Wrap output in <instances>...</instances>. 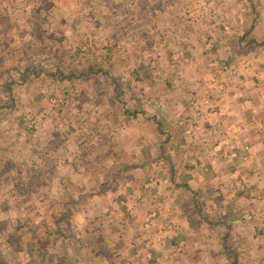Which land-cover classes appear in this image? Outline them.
I'll use <instances>...</instances> for the list:
<instances>
[{"label":"rangeland","instance_id":"obj_1","mask_svg":"<svg viewBox=\"0 0 264 264\" xmlns=\"http://www.w3.org/2000/svg\"><path fill=\"white\" fill-rule=\"evenodd\" d=\"M210 37L222 40L220 49L202 48ZM260 60L264 0H0V219L21 227L23 241L29 227L43 238L61 229L51 236L56 256L49 264H138L132 243H141V217L156 206L153 198L198 206L190 191L178 196L174 188L198 159L215 156L208 146L219 134L203 131L201 94L235 93L232 86L244 78L237 73L232 83V72L245 71L249 61L264 71ZM226 145L236 153L235 143ZM61 158L76 160L62 170L75 179H45L44 168ZM236 165L240 175L248 169ZM238 179L228 187L209 178V189L227 191L199 202L220 203L240 217L264 208L258 181L247 186ZM144 184L148 190L139 191ZM139 196L145 201L130 209ZM122 198L131 211L114 204ZM129 218L132 226L121 235L109 222L121 226ZM215 219L213 212L208 220ZM3 230L0 264H19L20 237ZM77 234L96 245L76 250ZM144 235L150 239L151 231ZM111 236L116 245L109 249Z\"/></svg>","mask_w":264,"mask_h":264},{"label":"crops","instance_id":"obj_2","mask_svg":"<svg viewBox=\"0 0 264 264\" xmlns=\"http://www.w3.org/2000/svg\"><path fill=\"white\" fill-rule=\"evenodd\" d=\"M201 41L203 42L204 40ZM217 41V39L212 37H210V39L207 38L202 48L206 50L210 49L209 46H211V49H220L219 47L222 40L220 39L218 43ZM230 57V60L233 61L234 56L230 55ZM260 61V63L264 64V60ZM245 62L246 61H244V63ZM235 63L238 64V62L234 61V64ZM253 63V61H249L247 63L248 68L245 71L241 70L238 72L234 70V72H232V76L230 77L232 83L237 80V73H242V78H244V80L241 79L242 83L239 82L238 85L234 83L232 86L235 93L201 94L200 103L203 107L201 118L204 121L203 131H214L216 134H219L218 140L215 142V147L208 146L211 147L210 151L211 153H215V156H211L210 158V155L207 156L208 160L203 158L198 159L196 163L192 164L191 168L193 169L191 171L184 172L188 175V180L183 185H176L174 188L176 191L174 195L178 196L184 194L185 190L190 191L194 199H196V204L199 208L195 205V209L191 208L190 204L184 203L183 199L179 201V199H177L178 197L173 198L171 203H168L167 200L161 197L160 199H158L157 196L155 199L153 198V202L156 206L149 211L151 212L149 217H146L148 214H144V216L141 217L140 232L138 231L141 233V236L138 237L141 243L137 244V242H133V247L131 246L130 256H134L133 259L140 260L138 264H264V215L261 214V210L264 212V208H259L257 211L250 208V210H245L243 216L240 217L235 216L234 213H229L228 215L226 212L224 213L220 203H217L215 207H206L203 201L199 202L201 198H205L206 196H210V198L213 199V196L219 195V190H221L220 194H222L224 190L227 191V189L222 188H218L219 190L209 189L207 187L209 178L222 179L224 183H227V186L231 178H239L238 181L240 182L242 179L248 181L247 186H249L250 180L253 182V185L258 181V187L263 189L264 71L261 68H253ZM243 64L241 62V66ZM250 72L253 74L252 76H250ZM251 82L255 84L250 85ZM224 132H228L231 135H229L230 137L227 140H224V136H226ZM228 141L237 145L235 154H231V151H226L229 147L226 145ZM222 147H225L224 152ZM42 156V153L38 154V158L43 159ZM67 156L68 155H66L65 158H67ZM243 156H245V159H243ZM44 160L46 161V159ZM33 162H36L35 158L31 160V163ZM240 162L248 165V169L243 170L242 175H240L241 167L236 165V163ZM74 163H76V160L73 162L72 159H58L54 167L46 166L44 168V178L46 179L47 176H50L57 180L75 179V174L72 172H68L67 176L62 174V170L68 169L67 166L69 164L72 166ZM197 166L203 169L205 168L207 172L201 171V174L197 173L195 171ZM77 171L78 173L76 174L81 175V170L77 169ZM147 185L148 184L142 185L139 191L148 190ZM256 187L257 186H252L249 189H256ZM228 189L233 190V187ZM262 189L258 193L264 196V189ZM179 192L181 194H179ZM242 194L241 192L240 196ZM252 195L253 194L247 193L246 199L250 201ZM136 200L139 202H136L135 206L133 204L130 209H136L135 207L139 203L144 202L145 198L139 196ZM115 203L123 208L126 207L125 204H130L125 202V198L119 201L114 200V204ZM130 209H128V211H131ZM234 209H236V206L229 210L233 211ZM192 210H199L200 213L192 215ZM206 210L210 212V214L215 212V221L208 220L210 214L206 213ZM84 217L86 218V216ZM131 221L130 218L126 221L123 220L121 226H119V222L114 223L113 220H109L110 223L114 224V227H118V232L121 229L120 235L123 234L125 228L127 230L132 226ZM74 222L77 224L78 220H74ZM0 223L2 225V230L8 229V232L12 231V235L15 232L21 233L19 230L21 227H17L14 222L9 225V222L6 221L5 218H1ZM86 223L87 227L85 230L89 235V233L92 232L91 222L87 221ZM81 224L83 225V223ZM13 225L15 229L11 230ZM25 229L26 228H24V230ZM2 230H0V232ZM145 230L151 231L150 239L145 238ZM82 232L83 230L81 228L80 233ZM23 234L24 233H22L21 236ZM113 234L112 232V236ZM81 236L82 235H79L78 237L77 234L75 240L76 250H80L81 248H88L91 250L93 242L88 241L87 243L80 238ZM109 236L108 234V237ZM112 236L105 242L106 244L111 242L109 249L116 245V240ZM32 237V235H29L27 240L32 239ZM71 237L74 239L73 234H71ZM4 239L5 238L1 241ZM78 239L83 243L78 246L81 248L76 246ZM35 240L38 239L35 238ZM57 244L58 242L54 241V245ZM95 245L96 244L93 243V246ZM125 248H127V246H125ZM20 256L21 258H19V260L28 258L20 262V264H36L38 261L35 254H29L24 257L22 252H20L19 257ZM141 258L145 259L144 262Z\"/></svg>","mask_w":264,"mask_h":264},{"label":"trees","instance_id":"obj_3","mask_svg":"<svg viewBox=\"0 0 264 264\" xmlns=\"http://www.w3.org/2000/svg\"><path fill=\"white\" fill-rule=\"evenodd\" d=\"M59 69H57V71L59 72V70H60V67H58ZM28 70V69H27ZM93 70V68L92 67H90V69H89V71H92ZM61 73V72H60ZM53 74H55L56 75V73H53ZM23 75H24V77L26 76V72H24L23 73ZM23 77V76H22ZM23 77V78H24ZM69 78H71L72 77V75H69L68 76ZM9 83V82H8ZM8 90H12V88H8ZM133 166H126V169H130V168H132ZM69 205V204H68ZM68 215V213L67 214H64L63 216H61V218L60 219H57V221L55 222V225H57V224H60V223H62L61 221H62V219H64V217L65 216H67ZM59 228V227H58ZM32 228L31 227H29L27 230H31ZM33 230V229H32ZM26 231V230H25ZM26 231V233L27 234H29V235H32L33 237H32V239H30V240H25V241H23L22 240V238H21V234L20 233H14L13 235L15 236V237H20V239H19V242H17L15 245H14V243H13V245L16 247V248H19V250H20V252H22V255H24V257H26V256H28L29 254H31V255H36L37 256V258H38V261L36 262L37 264H49V261L52 259V257L53 256H56L55 254H53L51 251H50V249H51V246H53V240H52V238H51V236L55 233H59V234H61V229L59 230V229H57V232H53V231H51L50 232V234L46 237V238H43V237H41V236H39V235H33V233L30 231ZM36 237H38V238H36ZM35 238L36 239H38V240H35ZM101 241L104 243V241L102 240V238L99 236L98 238H97V240H96V242L97 243H99V244H101ZM63 244V243H62ZM83 243L82 242H80V240L78 239L77 240V247L78 246H80V245H82ZM64 245V244H63ZM21 246H22V248H21ZM66 246V244L64 245V247ZM78 248H81V247H78ZM32 257V256H31ZM18 258H21V256L20 257H18ZM28 259V258H27ZM26 258H24V260H22V259H20L19 260V264H20V262H23V261H25V260H27Z\"/></svg>","mask_w":264,"mask_h":264}]
</instances>
